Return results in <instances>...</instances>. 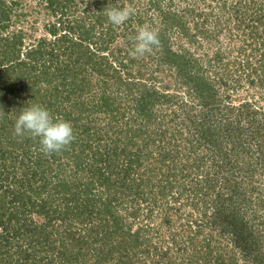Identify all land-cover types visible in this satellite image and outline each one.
<instances>
[{"label":"trees","instance_id":"obj_1","mask_svg":"<svg viewBox=\"0 0 264 264\" xmlns=\"http://www.w3.org/2000/svg\"><path fill=\"white\" fill-rule=\"evenodd\" d=\"M39 1L42 35L0 0V264H264V0L193 28L172 0ZM135 23L158 33L152 64ZM32 104L71 123L67 150L14 135Z\"/></svg>","mask_w":264,"mask_h":264},{"label":"clouds","instance_id":"obj_2","mask_svg":"<svg viewBox=\"0 0 264 264\" xmlns=\"http://www.w3.org/2000/svg\"><path fill=\"white\" fill-rule=\"evenodd\" d=\"M130 7H113L109 4L104 9L108 21L115 26L122 25L132 15ZM133 57H142L160 46L158 33L147 25L138 28L135 36L130 37ZM30 135L38 138L41 151L45 155L59 154L67 150L75 139L70 122L54 120L49 111L39 104L22 108L14 125V135Z\"/></svg>","mask_w":264,"mask_h":264},{"label":"rangeland","instance_id":"obj_3","mask_svg":"<svg viewBox=\"0 0 264 264\" xmlns=\"http://www.w3.org/2000/svg\"><path fill=\"white\" fill-rule=\"evenodd\" d=\"M7 1H11V0H7ZM235 2H237L238 4L239 3L244 4L245 2H247L248 5L250 6V0H226V4L227 5L233 4ZM31 3H33L35 5V7H33L31 5ZM171 3H172V8L178 9L181 13L185 12L186 18L188 19L191 28H193V26H195L196 23H200V20H202V18L198 16L200 13H202V11H204V12L208 11L207 13L211 14V15H209V18H208V21H207V25L209 27H210V25H213L215 23L214 21H215V17H216L217 13L222 15V13H221V8H222V5H223L222 0H172ZM23 6L27 8V11H29V10H33L34 11V14H31L30 16L27 17V19H29L31 24L33 23L32 21H33V19L35 17L36 18H40V20H41V25L38 28L40 31H37L35 34L36 35L44 34L43 22L45 20H48V19L52 20V19H54V17L48 15V9H41L40 8L41 6H40V1L39 0H24ZM129 7L134 8V5L129 3ZM192 7H195V9H196V10H194V12L192 10H190V8H192ZM250 8L251 7L244 8L243 11L247 10L250 13V10H248ZM252 10H251V12H252ZM18 11H19V8H18ZM197 17H199V19ZM235 22L236 21L231 20V22H230L231 24L230 25L235 24ZM224 23H226V22H224ZM205 24H206V21H205ZM16 25L18 27L20 25V23L16 22ZM16 25H14V26H16ZM159 25H160V20L155 18L153 27H156V30H157V28H158L157 26H159ZM200 25H202V23H200ZM134 26H135V28H139L136 23L134 24ZM134 26H130L129 29H126V26L117 27V30H118L119 33H118V39L115 42V44H118V45L122 44L123 39H124V35H126L129 30L134 28ZM224 29H225L224 30L225 32L222 33L221 37H223L224 34H226V35L229 34V36L232 37V42H230L228 37L224 38V39H225L226 43L228 44V47H233V46L236 47L235 50H233V55L234 54L236 55V52L238 51L237 47H241V45H242V43L240 41L241 38H240V36L238 34L239 32L241 33V31H239L238 28H236L235 32L229 31L227 29V27H225ZM231 33L233 34L232 36L230 35ZM151 54L152 53L149 52V53H146L142 57L138 56L136 58L139 61H143V63L152 64L155 61V59H154L155 55L152 58ZM168 72H170V70H168ZM98 77L99 76L96 75V74L93 75V79L94 80H96ZM166 77H168L171 80L170 76H166ZM173 79L175 80L174 77H173ZM170 80L165 79V81H170Z\"/></svg>","mask_w":264,"mask_h":264}]
</instances>
